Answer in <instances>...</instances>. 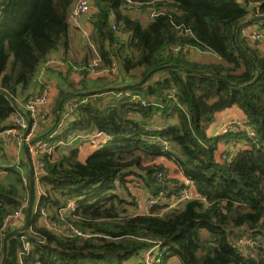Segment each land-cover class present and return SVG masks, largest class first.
Segmentation results:
<instances>
[{
  "label": "trees",
  "instance_id": "16d2710c",
  "mask_svg": "<svg viewBox=\"0 0 264 264\" xmlns=\"http://www.w3.org/2000/svg\"><path fill=\"white\" fill-rule=\"evenodd\" d=\"M75 2L0 0V131L22 111L16 97L41 64L67 49ZM137 5L157 12L146 25L130 14ZM93 11L89 41L98 68L117 62V79L70 83L54 105L56 114L63 100L58 121L38 136L48 146L94 129L110 139L84 161L78 149L42 152L45 173L35 178L30 226L8 239L4 264H144L156 244L162 255L154 264L172 255L182 264H264V54L242 32L249 24L264 31V19L249 21L264 14V0H95ZM205 52L217 59L200 60ZM84 65L87 58L79 66L87 73ZM232 108L245 116L244 128L212 132L216 115ZM161 157L176 162L201 197L163 213L162 202L133 213L136 203L123 191L130 177L142 179L153 197L180 195L183 186L171 190L166 174L159 180ZM23 165L29 178V162ZM10 170L14 180L0 181V264L5 236L24 227L2 231L4 218L30 197V178L22 189L20 172ZM69 202L74 210H66ZM42 217L57 226L48 228ZM69 224L88 236H70ZM243 237L259 246L244 249Z\"/></svg>",
  "mask_w": 264,
  "mask_h": 264
},
{
  "label": "built area",
  "instance_id": "2783aa9c",
  "mask_svg": "<svg viewBox=\"0 0 264 264\" xmlns=\"http://www.w3.org/2000/svg\"><path fill=\"white\" fill-rule=\"evenodd\" d=\"M94 9V0H78L77 4L72 10V13L69 16V22L73 26H80L81 20L84 17L91 15ZM244 38L253 43V44H262L264 43V31L256 25L252 28V30L244 32ZM59 68L65 67V62L61 60H56L54 58H49L46 62V65H53L56 64ZM98 65V64H97ZM73 70L78 74H84L85 69L83 67L75 66ZM90 74L93 75H102L104 72L108 73L110 76H115L118 73V65L117 63L113 62L110 68H105L99 70L95 67V65L90 68ZM51 95H52V88L50 85L45 84L39 93L36 95L28 98L23 105V110L18 111L15 115L10 118V127L5 128L4 130L0 131V144H2L6 148L15 147L17 150H21L24 146H29L30 154L36 159V166H35V178L38 180L39 176L45 173V164L38 159L41 158L42 155V148H45L46 145L37 139L39 136L38 134L41 132V129H45L52 124V111H51ZM87 101L88 99H84ZM224 128H234L238 127L239 129H243L244 127L233 122H227L223 126ZM82 135H85L84 138L92 140L94 144L101 145L107 143L110 139V136L104 132L103 130L96 129L94 132H87ZM81 134H75L72 137V140L79 138L82 136ZM254 135V132L251 133ZM40 138V137H39ZM45 151V150H44ZM236 154V151L232 152L230 158H232ZM38 160V161H37ZM21 163L20 156L17 155L15 164L19 165ZM165 173L160 172L158 174L159 180H162ZM23 184L24 186L29 185V178L23 174ZM184 184V185H182ZM192 185L193 182L190 178L185 177L183 181H170V189H178V187L183 186L180 195H172L168 200L164 193L162 192L158 196H150L147 202V213L151 211V209L157 205L158 203L162 202L165 207L162 209L160 213H163L165 210L171 208H178L179 205L187 200L192 199ZM169 188V185H168ZM29 196L22 202L21 206L13 211L12 213L8 214L3 221L2 231L7 230L9 226H12L14 222H18L19 220L25 219L26 210L29 206ZM75 204L74 202H69L66 210H74ZM64 212L65 209H62L61 212ZM63 216V215H62ZM44 222L46 226L50 229L57 226V223L50 220L49 218L45 217ZM66 233L70 236L78 235V236H88L83 230L80 228L69 224L65 226ZM25 242L26 248H29V243L23 239ZM240 245L243 246H251L252 248L259 246V242L252 240L248 237H243L238 242ZM162 255V251L159 249V244L154 245L152 248L147 250L143 255L142 262L144 264H154L157 261H160V257Z\"/></svg>",
  "mask_w": 264,
  "mask_h": 264
},
{
  "label": "crops",
  "instance_id": "0c3cea01",
  "mask_svg": "<svg viewBox=\"0 0 264 264\" xmlns=\"http://www.w3.org/2000/svg\"><path fill=\"white\" fill-rule=\"evenodd\" d=\"M238 1L243 2L245 0H238ZM75 4H76V2H75ZM75 4H74L73 8L75 7ZM249 5L252 6L253 4L250 3ZM94 7H95V0H94ZM131 8H132L131 10L135 11L136 13H139V11H140L141 16L144 18L141 20L145 23V25L155 15V13H157L156 10L154 8H152L151 6L150 7L146 6L144 8H141L140 6L137 5L134 7L132 6ZM93 12L94 11H92V13ZM90 16L91 15L82 18L80 26H73L70 23L71 27H70V34H69V44L67 46V49H65V50L61 49L59 51H55V52L51 53L49 56V57L54 58L58 61L59 60L64 61L65 67L61 69L58 67L57 63L53 64V65H46V62L42 63L40 68L38 69L37 75H36L33 83L30 85V87L28 89L22 90L19 93V95H17V97H16V100L19 104L20 109L23 110V105L25 104L26 100L28 98L36 95L37 93H39V91L41 90V88L45 84L50 85L52 88V95H51V111H52V109H54L53 107H54V105H55V103L59 97V94H60V93L58 94V90L61 91L62 89H66V91H70L71 90L70 83H75V84L79 85L80 81L85 77L89 82H90L91 78L95 79V77L97 75L90 74V71H88L87 73L84 72V74H78L73 70V67L83 65V64H78L77 61H74L73 57L74 56L80 57V55L85 54V51L83 52V49L81 48V46L84 47V45H87L86 42L89 40V38H88L89 33L92 31V28H93L92 23L90 21ZM137 17L141 18L140 16H137ZM114 28H115V26H114ZM250 30H252V27L249 24L248 26L243 27L242 32L244 34V32H247ZM84 33L86 36H84ZM78 34L80 35L79 38H78ZM79 47L81 48L80 50H79ZM257 47L259 48L260 52L262 54H264V43L257 44ZM94 53L98 54L96 52V50ZM211 54H213V53H211ZM216 59L217 58H215L214 60H216ZM115 63H117V62H115ZM84 67H86V66H84ZM56 76L59 77V80L56 79ZM60 88H61V90H60ZM67 89H69V90H67ZM62 102H63V100H62ZM68 106L70 107V105H68ZM52 115H53L52 116L53 120L56 119L57 111H56V114L53 112ZM229 120H234L235 122H238L241 124V123H244L245 116L242 114L241 111H239L236 108H232V109H228V110H225L223 112H220L216 115L215 122L212 126V129H213L212 132H216V130L221 131L224 124L226 122H228ZM52 123H53V121H52ZM42 130L43 129H41V131ZM95 130L96 129H94L92 131H87V132H94ZM87 132H85V133H87ZM76 134H81V133L78 132ZM84 137H85V135H82L79 138H76L74 140H72V137H70L67 141L60 142L56 146H48L44 142L43 143L46 145V148L48 149V151H52L55 156L58 154H69V152L72 149H78L79 150V159L84 161L99 146V145L92 143L93 142L92 140L84 138ZM220 147H221L220 149L222 150L225 146L220 145ZM17 155H19L20 159H21V163L19 165L15 164ZM31 157L33 159V164L35 167L37 164L36 159L32 155H31ZM24 160L28 161V157H27V154L25 152V146L21 150H17V148H15V147L6 148L2 144H0V181H11L12 182L14 180L15 176H14V173L11 172L10 168H16L20 172L22 177H23V174L25 176H28L26 169L23 165ZM159 162H161L165 165V169H164L165 172L164 173L167 175V178H169V180L170 179L172 181H183V180H185V177H186L185 173L179 167V165L176 164V162H174L173 160L168 159L166 157H161L159 159ZM29 178H30V164H29ZM130 178H132L131 181H133V180H135V182L140 181V183H139L140 185L138 188V187L134 186L133 184H130V182H129L128 187L126 189H123V191L126 193V195L128 193H130L132 195L133 200L136 203V205H135L136 208H134L135 206L134 207L130 206L129 210L132 211L133 213L134 212L147 213V206L146 205H147L149 197L151 196L150 189L142 179L137 178L135 176L130 177ZM23 187L25 188L24 184H22L21 188L23 189ZM193 189H194V191H196V193L193 192L194 194H196V197L200 198L201 196H199L198 191H197L194 184L192 185V190ZM38 190H39V192H42V189H40V185L38 186ZM263 190H264V188H263ZM29 199H30V197H29ZM37 199H39V197H37ZM14 224L17 226L25 225V219L22 220V222H21V220H19L18 222H14ZM258 241H260L263 244L264 238L261 237V239H259ZM241 246L244 249H251L252 248V247H246L243 245H241Z\"/></svg>",
  "mask_w": 264,
  "mask_h": 264
},
{
  "label": "rangeland",
  "instance_id": "374dc122",
  "mask_svg": "<svg viewBox=\"0 0 264 264\" xmlns=\"http://www.w3.org/2000/svg\"><path fill=\"white\" fill-rule=\"evenodd\" d=\"M77 2H78V0L76 1V4H77ZM75 4V5H76ZM131 13V15L134 17V18H139V17H137V16H140L141 18H139V19H144L142 16H141V14H140V11H139V13H136L135 11H133V10H131L130 11ZM137 15V16H136ZM142 21V20H141ZM142 23L145 25V23L142 21ZM257 24H250V26L253 28V27H255ZM91 33V32H90ZM90 33H89V36H88V38H90ZM84 36H86L85 35V33H84ZM80 37V35L78 34V38ZM86 44L87 45H84V47L83 46H81V48L83 49V52L85 51V54L84 55H80V57L79 56H74L73 57V60L74 61H77L78 62V64H83V61L87 58V60H88V63H89V66L87 65L86 67L87 68H92L94 65H95V67L97 68V69H99V70H102V69H100V68H98V66L99 65H101V61H100V57H99V55L98 54H95L94 52H95V50H96V47H95V45H94V43H92V42H90L89 40L86 42ZM80 47H79V50L81 49ZM49 58H51V57H49ZM199 58H200V60H202V61H210V60H214L215 58H217L216 57V55L215 54H211V52L210 53H208V52H205V53H201V55L199 54ZM98 64V65H97ZM85 66V65H84ZM136 71H134V73H135ZM58 75V74H57ZM97 78H100V79H102V81L100 82ZM109 78V79H108ZM56 79H58L59 80V77H57L56 76ZM116 79H117V77L116 76H109L108 75V73H106V72H104L102 75H97L96 77H95V79L94 78H91V80H90V85H92V86H101V85H111V83L113 82V81H116ZM81 82V81H80ZM93 83H95V84H93ZM76 85V88H79L80 87V85H77V84H75ZM60 90H61V88H60ZM62 90H66V89H62ZM67 90H69V89H67ZM60 93V91L58 90V94ZM54 108V107H53ZM52 111H54L53 109H52ZM51 113H53V112H51ZM234 122V120H229L228 122ZM227 123V122H226ZM51 126H52V124H51ZM50 127V126H49ZM82 132V131H81ZM80 132V133H81ZM85 132H83V134H84ZM42 150L44 151H46V150H48L46 147L45 148H42ZM175 177V176H174ZM171 180V179H170ZM170 180H168V181H170ZM172 181V180H171ZM140 182H135V180H133V181H131L130 182V184H133L134 186H136V187H138L139 188V184ZM40 189H42L43 190V188L40 186ZM196 193V191H194V189L192 190V198H195L196 197V194H194V193ZM184 203L185 202H183V203H181L180 205H179V207L180 208H182L183 207V205H184ZM42 220H44L43 219V217H42ZM42 220H40V221H42ZM128 264H137V261H134L133 259L128 263ZM166 264H182V262L180 261V259H179V257H177V256H175V255H172V256H170L168 259H167V262H166Z\"/></svg>",
  "mask_w": 264,
  "mask_h": 264
},
{
  "label": "water",
  "instance_id": "95a60500",
  "mask_svg": "<svg viewBox=\"0 0 264 264\" xmlns=\"http://www.w3.org/2000/svg\"><path fill=\"white\" fill-rule=\"evenodd\" d=\"M262 19H264V14L253 16V17L249 18V21L250 22H254V21H260ZM240 31H241V26H238L237 41H238L239 45L241 46V43H240ZM157 69H159V68H156L155 70H157ZM257 77L255 78L254 82L256 81ZM61 106H62V102L59 104V106L57 108V117H56L57 121L59 119V112L61 110ZM37 139H39V137ZM25 152L27 154L28 161H29V164H30V200H29L28 209H27L26 214H25V225H24L23 228L12 230L11 232H9L5 236V239H4V257H3V261H2L1 264H4V261H5V258H6L8 239L10 237L14 236V235H19L22 231L26 230L30 226V223H31V220H32L33 208H34V203H35V199H36V193H35V167H34V164H33V159H32L31 154L29 152V146L28 145L25 146Z\"/></svg>",
  "mask_w": 264,
  "mask_h": 264
}]
</instances>
